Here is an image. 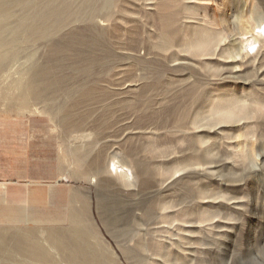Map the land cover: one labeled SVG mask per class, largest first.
<instances>
[{
	"label": "rangeland",
	"instance_id": "obj_1",
	"mask_svg": "<svg viewBox=\"0 0 264 264\" xmlns=\"http://www.w3.org/2000/svg\"><path fill=\"white\" fill-rule=\"evenodd\" d=\"M71 4L30 41L15 32L34 10L0 13V122L17 125L1 130L61 179L31 224L43 255L11 256L0 232V264H80L64 256L74 226L107 264H264V0ZM43 66L61 84L23 104Z\"/></svg>",
	"mask_w": 264,
	"mask_h": 264
},
{
	"label": "crops",
	"instance_id": "obj_2",
	"mask_svg": "<svg viewBox=\"0 0 264 264\" xmlns=\"http://www.w3.org/2000/svg\"><path fill=\"white\" fill-rule=\"evenodd\" d=\"M15 126L17 125L10 122H0V232L13 234V243L10 246L15 249L9 252L11 256L25 252L27 255L39 257L43 255L44 247L37 242L38 230L34 226L31 227V224H35L37 219L42 220L41 216H37V211H42L49 203L52 204V188L58 186L61 179L58 178L57 184H49L45 183L46 176L41 174L45 171L36 173V168L31 167L30 161L14 146L17 143L10 141V137L4 135L1 130ZM80 217L83 218V215L75 217V223L83 222ZM21 224L27 227H21ZM51 229L47 230L49 239ZM66 239L67 233L63 240V249ZM5 241V236L0 234L2 253L10 250L9 245H4ZM12 258L10 261L13 264Z\"/></svg>",
	"mask_w": 264,
	"mask_h": 264
},
{
	"label": "bare ground",
	"instance_id": "obj_3",
	"mask_svg": "<svg viewBox=\"0 0 264 264\" xmlns=\"http://www.w3.org/2000/svg\"><path fill=\"white\" fill-rule=\"evenodd\" d=\"M71 2L72 0H61L59 6L56 4H44L38 8L35 3L28 0H0V13H6L8 9L14 6L24 7L32 11L34 10L33 12L35 14L30 16L32 21L29 18L28 20L21 22L15 32L16 40L25 38L30 41L36 37L47 35L50 29H52L51 26H54V24L55 26L60 24L67 15L77 14L73 11ZM91 2L96 3L101 8H111L115 6V0H82V5L79 8V14H81L82 11L84 12ZM73 42L77 44L86 43L84 39L77 37L73 39ZM254 43L255 42L252 40H248L246 46L252 47ZM32 72L31 82H29L30 85H28V88L24 91L20 100L23 104H28L29 99L34 98L35 100V98L44 95L46 91L55 89L59 84H61L60 79L51 78V73L46 66L38 67ZM28 81H30V79ZM18 84H20V82ZM62 111L64 110L62 109ZM68 117L69 114H63L61 119L62 121L67 122L69 121ZM83 119L84 118H80L78 121L76 120L73 123L78 126L84 121ZM109 168L110 171L114 170L127 175L126 170H128V168L126 167V164H123L120 160L116 161L115 158L110 162ZM142 246L143 243H139V247ZM100 250V244L94 245L90 242V233L85 226L82 228L75 227L74 229L72 228L70 232H67V239L64 245V256L67 259L74 261V263L76 259H78L80 264H107V260H105V256L103 255L104 253ZM110 257L112 258H110L111 261L109 260L111 264H118L114 257ZM137 258L139 261L141 260V257Z\"/></svg>",
	"mask_w": 264,
	"mask_h": 264
}]
</instances>
